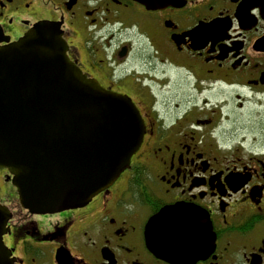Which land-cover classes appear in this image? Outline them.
<instances>
[{"label":"flooded vegetation","instance_id":"flooded-vegetation-1","mask_svg":"<svg viewBox=\"0 0 264 264\" xmlns=\"http://www.w3.org/2000/svg\"><path fill=\"white\" fill-rule=\"evenodd\" d=\"M38 21L143 131L111 185L60 211L22 206L0 167L14 264H264V0H0V47ZM174 204L167 247L148 221Z\"/></svg>","mask_w":264,"mask_h":264},{"label":"water","instance_id":"water-1","mask_svg":"<svg viewBox=\"0 0 264 264\" xmlns=\"http://www.w3.org/2000/svg\"><path fill=\"white\" fill-rule=\"evenodd\" d=\"M66 51L59 23L50 21L0 47V167L32 212L87 202L129 167L142 140L131 99L87 77ZM179 213L189 211L180 204L161 208L148 221L149 235L176 247L171 216ZM9 215L0 204V264H14L1 240Z\"/></svg>","mask_w":264,"mask_h":264}]
</instances>
